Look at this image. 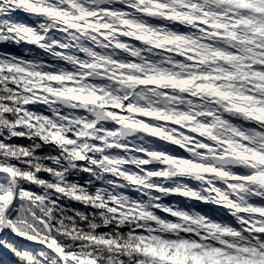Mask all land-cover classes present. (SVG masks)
Returning a JSON list of instances; mask_svg holds the SVG:
<instances>
[{"label":"clouds","instance_id":"clouds-1","mask_svg":"<svg viewBox=\"0 0 264 264\" xmlns=\"http://www.w3.org/2000/svg\"><path fill=\"white\" fill-rule=\"evenodd\" d=\"M16 8L33 23L0 35V186L11 192L0 199V264H162L141 251V237L153 236L264 251L255 231L264 216L254 214L264 207V162L239 156L264 153V4ZM199 19L223 27L206 31ZM215 51L248 66L207 59ZM228 72L236 75L180 83ZM235 187L244 195L233 198Z\"/></svg>","mask_w":264,"mask_h":264},{"label":"trees","instance_id":"trees-1","mask_svg":"<svg viewBox=\"0 0 264 264\" xmlns=\"http://www.w3.org/2000/svg\"><path fill=\"white\" fill-rule=\"evenodd\" d=\"M18 0H8V3L3 4L7 5V8H0V35H4L6 32H9L10 30L14 29V26L19 21H24L25 23H33V18L29 16L27 13L21 12L18 8H16V3ZM119 2V0H117ZM221 2H223L221 0ZM232 4H239L240 7H246V8H255L253 6H249L242 2H236L231 1ZM264 4V2L262 3ZM148 11V10H146ZM151 11L152 15L156 14V9L153 8ZM257 11H264V8H257ZM220 15H223L221 13ZM155 23H159V21H153ZM194 22H197L201 25L203 28L205 24H208L207 21L203 19L196 20ZM213 27H223V25H217L213 26L208 24L206 31H211ZM182 30H187L183 29ZM213 35H221V33L213 32ZM170 43V41H167ZM15 51H19V49H14ZM217 53H221V55H217ZM216 58L223 59L225 61L231 62L233 60H241L242 63H244L245 66H248V58H242L239 55H232L227 54L223 51H215L211 57H207L209 60H215ZM195 59V58H194ZM261 64H264V61H259ZM236 74L233 72H228L224 77H221L219 75L213 74L212 76H209V74H203V76H193L185 81H180L182 84H189L195 82V80L203 78L205 80L215 78L217 80L219 79H232ZM256 75L261 79L264 80V72H257ZM51 79H59V77H50ZM135 79V77H133ZM247 99H252V97H246ZM240 110H244L243 107H241ZM24 142V141H19ZM158 147L164 148L166 147L163 144H159ZM169 151H174V149L169 148ZM137 155H140L141 153H136ZM155 155V154H154ZM240 157L244 158H250V159H259L262 162H264V153L261 152H255L253 156L248 157L246 153H240ZM148 163L147 161L145 162ZM184 164H192L193 162L191 160H187L183 162ZM130 167H134L132 162H129ZM197 168L203 167V165L197 164ZM138 170V169H137ZM195 170V169H193ZM215 171V169H213ZM256 177L251 176H236L233 177V180H241L245 182H250ZM180 183H183V180L179 181ZM156 191H160L161 188L159 185L153 186ZM255 194V193H253ZM244 195V189L240 187H235L234 190V196L233 198H239V196ZM247 198V197H245ZM179 203L184 204L185 201H183L179 196L174 197ZM214 213L220 211L219 209H212ZM259 216H264V207L256 208L255 213ZM256 233L264 234V226H260L259 222H257V228ZM207 237H201L198 240H189V239H162L158 236H153L151 238H145L141 237V241L144 243V248L141 249L142 252L145 254L159 259L161 262H165V264H264V251L260 250L257 247H249V246H241L237 244H233L229 241H223L222 243L226 245V247H220V246H213V247H207L204 243H201V240H206ZM155 241L154 243L152 241ZM196 243L198 247L204 250V252H196L193 256H185L183 254L177 253L178 247L174 249L173 251H163L162 245L165 243ZM232 248L235 249V251H229L228 249ZM216 252L217 254L222 255V258H219V260H213V258L210 256V252ZM195 257V258H194Z\"/></svg>","mask_w":264,"mask_h":264},{"label":"rangeland","instance_id":"rangeland-1","mask_svg":"<svg viewBox=\"0 0 264 264\" xmlns=\"http://www.w3.org/2000/svg\"><path fill=\"white\" fill-rule=\"evenodd\" d=\"M223 3H231V1L233 0H222ZM236 2H242V3H245L249 6H253V7H256L257 4H262L264 2V0H234ZM235 5H238L239 4H235ZM240 7V6H239ZM178 247V252L177 253H180V254H183V255H187V256H193L194 254H196V252H204L203 249H201L200 247L197 246L196 243H168V242H165L163 245H162V250L164 251H173L174 249ZM210 252V256L213 258V260H219V258H222V255L220 254H217L216 252H211V251H208V253Z\"/></svg>","mask_w":264,"mask_h":264},{"label":"snow or ice","instance_id":"snow-or-ice-1","mask_svg":"<svg viewBox=\"0 0 264 264\" xmlns=\"http://www.w3.org/2000/svg\"><path fill=\"white\" fill-rule=\"evenodd\" d=\"M8 3V0H0V5ZM217 55H221V53H217ZM85 99H88V97H85ZM8 195H11V192L9 191L7 195L3 193V188L0 186V199H7ZM224 231H227V229H224ZM186 243V242H185ZM195 258V257H194ZM162 264H165V262H162Z\"/></svg>","mask_w":264,"mask_h":264},{"label":"water","instance_id":"water-1","mask_svg":"<svg viewBox=\"0 0 264 264\" xmlns=\"http://www.w3.org/2000/svg\"><path fill=\"white\" fill-rule=\"evenodd\" d=\"M254 179H256V178H254Z\"/></svg>","mask_w":264,"mask_h":264}]
</instances>
